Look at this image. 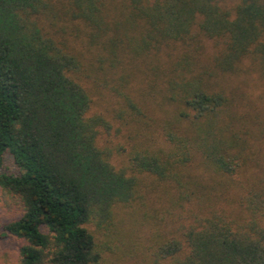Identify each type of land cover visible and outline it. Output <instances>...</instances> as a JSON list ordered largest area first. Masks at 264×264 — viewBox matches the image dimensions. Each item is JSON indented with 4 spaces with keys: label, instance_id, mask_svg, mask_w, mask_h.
Here are the masks:
<instances>
[{
    "label": "trees",
    "instance_id": "trees-1",
    "mask_svg": "<svg viewBox=\"0 0 264 264\" xmlns=\"http://www.w3.org/2000/svg\"><path fill=\"white\" fill-rule=\"evenodd\" d=\"M251 70L264 82V0H0L18 264H264V119L227 85Z\"/></svg>",
    "mask_w": 264,
    "mask_h": 264
},
{
    "label": "rangeland",
    "instance_id": "rangeland-1",
    "mask_svg": "<svg viewBox=\"0 0 264 264\" xmlns=\"http://www.w3.org/2000/svg\"><path fill=\"white\" fill-rule=\"evenodd\" d=\"M241 0H221L222 6L234 9L238 3H240ZM206 46H207V52H212L214 47V42L212 40H205ZM251 63L249 61H246L245 66L248 68L250 67ZM259 77H257V71L251 70L249 72H243L240 75L231 76L228 78L227 85L237 94L238 98L242 100L243 95L246 97L241 101L242 106L247 110H252L253 105L258 106L262 118L264 119V82L258 81ZM145 85V82H142L141 80L134 81V83L130 84L129 89L130 92L133 91L136 94H138L148 106H155L158 102L152 94L146 93L144 96H142V86ZM96 104H94V112H98L101 110L104 111L107 116H114L113 113H111V110L113 108L112 100L108 99L107 101H95ZM157 110V109H156ZM149 113H152L151 111L147 110ZM160 115V113H159ZM115 132L112 133L110 138H115ZM116 138L114 140V143H117ZM256 152H255V162H253L250 165V173H252L253 176H264V139L261 140V142L257 143ZM5 170L7 172H13L16 171L10 157L7 156V159L5 161ZM22 213V209L20 207V204L15 200L14 198L10 196H6V194L3 192L2 188L0 187V234L3 230V227L6 223L17 219ZM123 216V215H121ZM141 235L146 244H151L149 242L150 239V229L147 227L143 228L141 230ZM20 245V242L17 240H13L12 238H3L0 236V264H18L19 258H18V246ZM117 258L111 257V263L109 264H140L141 263V256L138 255L136 257H132L130 260H125L124 256L121 254V251H118ZM118 261V262H117Z\"/></svg>",
    "mask_w": 264,
    "mask_h": 264
}]
</instances>
